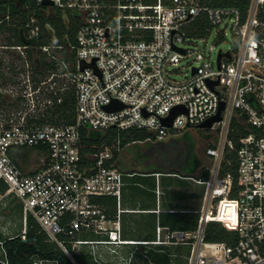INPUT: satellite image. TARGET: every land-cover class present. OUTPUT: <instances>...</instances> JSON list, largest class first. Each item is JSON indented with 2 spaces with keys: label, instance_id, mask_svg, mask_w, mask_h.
Segmentation results:
<instances>
[{
  "label": "built area",
  "instance_id": "obj_1",
  "mask_svg": "<svg viewBox=\"0 0 264 264\" xmlns=\"http://www.w3.org/2000/svg\"><path fill=\"white\" fill-rule=\"evenodd\" d=\"M31 1L43 16L72 12L79 26L75 44L59 43L52 25L31 15L26 23L29 38L38 40L46 29L52 31V43L40 48L48 59L65 57L61 68L45 75L41 62L31 60L28 44L0 40V60L8 64L0 73V94L8 103L0 107V219L6 198L15 197L25 224L33 215L73 260L71 250L83 245L105 264L97 245L115 250L128 243H190L187 264H264V0H242L244 5L207 0ZM189 32L206 43L211 36L220 42L230 34L231 44L220 47L213 58L214 45L206 51L186 44ZM12 52L14 72L12 61L5 63ZM187 55H194L196 62L179 79L175 65ZM71 88L74 121L55 119L53 109ZM114 100L123 107L107 109ZM222 102V118L209 126L219 130L218 140L207 148L213 159L210 173L196 178L205 184L197 229L178 231L158 224L154 240L125 238L120 206L125 173L112 160L119 141L110 145L104 140L97 150L86 152L83 129H145L164 139L200 127L219 112ZM177 105L183 110L165 124L163 119ZM26 149L40 160L39 166L22 163L19 155ZM233 152L226 167V155ZM103 196L117 198L115 217L101 202ZM213 219L222 220L232 233L227 239H206ZM88 232L101 236L82 237Z\"/></svg>",
  "mask_w": 264,
  "mask_h": 264
},
{
  "label": "trees",
  "instance_id": "obj_2",
  "mask_svg": "<svg viewBox=\"0 0 264 264\" xmlns=\"http://www.w3.org/2000/svg\"><path fill=\"white\" fill-rule=\"evenodd\" d=\"M207 1L212 4L244 5L245 3L242 0ZM32 14L40 16L43 25L45 22L52 25L59 43H76L79 20L72 12L66 15L62 10H56L50 15L43 16L41 9L30 0H0V34L5 30L9 32L6 38H1V42L11 45L28 44L31 57L32 52L39 54L37 62H41L40 71L45 75L49 70L61 68L62 59L65 57L48 59L47 53L40 48L43 44L52 43V31L46 29L45 34L38 40L29 38V28L26 23ZM74 54L75 52L72 51V59ZM1 65L0 60V73L3 74ZM10 69L14 72V62L10 63ZM7 104L6 99L0 94V107H6ZM10 106L13 105L10 104ZM74 114L75 94L74 89L71 88L64 94V102L53 109L52 117L73 122ZM197 130L202 132L201 128ZM82 132L86 152L97 150L104 140L110 145L119 141L120 148L114 147L112 160L125 173V184L120 202L122 208L126 190L135 195L143 193L146 197L155 199L157 189L161 191V208L158 213L152 207L144 206L141 209L152 211L147 213L141 211L136 217H130L131 213L126 214L124 210L122 211V233L125 238L154 240L158 224L178 231L197 229L205 184L198 182L196 178H206L210 171L209 165L204 162L197 151V138L192 128L180 133L174 132L164 139L156 138L151 131L145 129L120 132L110 129L104 132L84 128ZM205 136L209 137V134L205 133ZM231 136L238 143V138L233 136V133ZM94 144L96 146H93ZM26 150L31 151V149ZM231 156L235 157L234 152L226 155L224 161L226 167L228 157ZM231 169L233 172L236 171L235 163ZM101 202L106 205L109 215L115 217L118 211L117 198L103 196ZM86 234L92 235V239L101 236L94 232L82 235ZM231 234L219 219L211 220L206 227L207 240H223ZM125 245L139 246L138 249L132 250L136 251L134 257L140 258L141 264H187L192 247L190 243H128ZM71 252L74 260L56 241L48 237L36 218L29 215L20 232L4 236V245L0 249V264H37L38 260H43L44 264H101L102 259L95 257L89 245H83L79 250L72 249ZM105 264L115 263L108 261Z\"/></svg>",
  "mask_w": 264,
  "mask_h": 264
},
{
  "label": "rangeland",
  "instance_id": "obj_3",
  "mask_svg": "<svg viewBox=\"0 0 264 264\" xmlns=\"http://www.w3.org/2000/svg\"><path fill=\"white\" fill-rule=\"evenodd\" d=\"M198 23L197 25H199ZM9 35L8 31H4L3 33L0 34V40L2 41L1 38H6ZM188 36L191 38L186 41V44L189 47L192 48H201L203 50L209 51L211 45H214V48L212 49V56L215 58V56L218 53V50L220 47H223L224 49H227L230 44H231V35L228 34V38L216 42L214 41V37L211 36L208 38L207 43L203 42L199 37L194 36V33H188ZM8 52V51H7ZM10 52V51H9ZM41 53V52H40ZM10 56H7V60H5V63H7L9 60L12 62L15 61V54L16 52L10 53ZM10 57V58H9ZM39 54L37 52H32V57L31 60L33 61L34 58L38 59ZM48 57V56H47ZM195 56L194 55H187L185 57H182L180 62L175 65V76L179 79H182L189 75L191 71L190 65L192 63H195ZM8 64H2L1 69H7ZM4 72V70H3ZM12 77V75H11ZM197 128H201L202 132H199ZM196 138H197V151L199 155L204 159V162L207 165H211L213 162V159L207 154V148L209 147V144L213 141H217L219 136V130L215 131L211 127H193L192 128ZM182 131L176 132L180 133ZM205 133L209 134V137L205 136ZM30 153V151H29ZM28 152L26 153L27 158L31 156ZM35 155L32 154V159L30 158L29 160L33 164V166H39L40 165V160H37ZM16 201V198L13 196H8L6 198V204L4 205L3 212H2V217L0 219V224H5L6 225V235H12L16 232V230H22L24 227V212H23V207L22 204L18 201ZM4 222V223H3ZM83 237H88L91 238L92 235L86 234L82 235ZM83 247V246H82ZM139 246H126V245H121L117 246L116 249L114 250L111 246H104V245H97L96 249L102 254V258L106 262L112 261L115 264H141L142 261H140V258L134 257L136 255V251L134 252L132 249H138ZM1 249V245H0ZM131 249V251H130ZM183 249V248H182ZM131 255L132 260L129 262V256Z\"/></svg>",
  "mask_w": 264,
  "mask_h": 264
},
{
  "label": "crops",
  "instance_id": "obj_4",
  "mask_svg": "<svg viewBox=\"0 0 264 264\" xmlns=\"http://www.w3.org/2000/svg\"><path fill=\"white\" fill-rule=\"evenodd\" d=\"M27 152L29 153V151L26 150L23 154L19 155V158L22 161V163H24L26 165V167L30 168V167H33V164L29 160L30 158L32 159V157H31L32 151H30L29 154L31 156H29L28 158L26 156ZM34 167H37V166H34ZM157 176H159V173H157ZM123 200H124V205H123L124 207L123 208L121 207V208L126 212V214L131 213L130 217H136L137 214L140 213L141 211L143 213H147L151 210V209H141L142 206L152 207L154 209V211H156L158 213L160 211V208H161V191L159 189H157V198L155 199V198L146 197L143 193H140L139 195H135L133 193H129V191L126 190V192H124V199ZM6 229L7 228H6L5 224H3V225L0 224V236L2 238H4V236H6V234H7L6 232H8V231H6ZM20 231L21 230H16V232L14 234H16ZM14 234H12V235H14ZM1 248H2V246H1Z\"/></svg>",
  "mask_w": 264,
  "mask_h": 264
},
{
  "label": "water",
  "instance_id": "obj_5",
  "mask_svg": "<svg viewBox=\"0 0 264 264\" xmlns=\"http://www.w3.org/2000/svg\"><path fill=\"white\" fill-rule=\"evenodd\" d=\"M43 3L45 4H48V3H53V0H44ZM174 48L180 50L181 52H185V48L184 47H181V46H177L175 44H173ZM222 56V52L220 51L219 53V63H220V58ZM87 64V62H84V65L83 67ZM119 107H123V103L117 101V100H114L112 101L111 103L107 104L106 105V108L107 109H116V108H119ZM224 107V102H222V105L220 107V110L217 114H215L214 116L210 117L209 119L205 120L204 122H202L200 124V127H209L213 124L214 121L216 120H219L222 118V115H221V109ZM183 105H177L174 107V109L171 111L170 115H168L167 117H165L163 119V122L165 124H171L174 117L176 116V114H178L179 112H181L183 110Z\"/></svg>",
  "mask_w": 264,
  "mask_h": 264
}]
</instances>
